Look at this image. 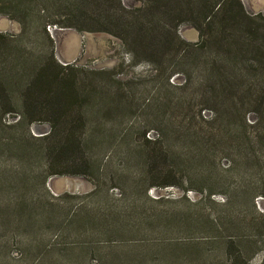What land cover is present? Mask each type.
<instances>
[{
    "label": "rangeland",
    "instance_id": "rangeland-1",
    "mask_svg": "<svg viewBox=\"0 0 264 264\" xmlns=\"http://www.w3.org/2000/svg\"><path fill=\"white\" fill-rule=\"evenodd\" d=\"M39 1L0 13V264H264V110L200 84L220 50L179 14L199 0ZM239 1L264 32V0ZM139 9L161 21L155 56L95 31ZM50 51L73 105L22 115V82ZM65 120L89 142L78 166L47 168L41 140Z\"/></svg>",
    "mask_w": 264,
    "mask_h": 264
},
{
    "label": "trees",
    "instance_id": "trees-1",
    "mask_svg": "<svg viewBox=\"0 0 264 264\" xmlns=\"http://www.w3.org/2000/svg\"><path fill=\"white\" fill-rule=\"evenodd\" d=\"M81 1L74 0V3L78 4ZM36 2L41 1L0 0V13L15 19L19 16L18 14L29 12ZM199 3L201 5L197 6L193 2L186 3L188 5L184 7V10L180 8L179 14L191 16L195 22L198 20L196 29L199 32V39L202 41L200 45L206 41V46H219L220 50L218 57L208 56L205 60L203 64L204 76L199 80L200 84L205 88H208L209 84H218L216 88L220 92L218 94L213 92L219 96L220 102L215 99L217 103L222 104L221 97L225 100V93L232 90L236 92L237 99L241 103L258 106L264 110V32H261L259 27H254L255 18L252 19L245 13L239 0H199ZM146 13H148L146 10L139 9L127 13L126 18L116 15L114 24L116 31L102 28H96L95 31L106 32L120 38L123 44L129 48L130 53L134 54V57L144 53L155 56L158 46L163 44L158 32L161 21L158 17L148 16ZM21 24H23L22 21ZM262 26H264V21ZM203 28L206 31H203ZM4 39L5 37L0 35V41ZM175 44L178 45L180 54L186 56L187 49L180 48L182 42L176 41ZM200 45H195L193 48L197 50ZM158 54L161 57L163 54L170 55L168 51ZM248 55L259 59L258 67L249 64L245 68H239L233 64L237 63V59ZM70 69L69 66L58 65L51 51L46 58H41L34 73L22 82L19 99L22 115L31 116L33 112H37L46 114L48 120L53 108L61 112L65 107L73 105L76 85L73 80L62 77L64 71ZM13 70H16L15 64ZM174 72L171 76L175 74ZM3 82L9 86L13 84V80L7 76ZM262 125L260 141H264V124L262 123ZM63 126H66V130L62 133L63 136L54 137L52 140L50 137H43L41 140L45 144L47 160L49 158L46 164L47 168H51V165L56 161L60 163V166L66 163L78 166L75 161L71 160L80 156L77 154L85 152L89 142L74 136L68 121L65 120ZM68 127L69 131H67ZM86 167L90 169L91 165L83 163L82 168L86 169ZM51 175H56V173H51ZM232 264H237V261L234 260Z\"/></svg>",
    "mask_w": 264,
    "mask_h": 264
}]
</instances>
